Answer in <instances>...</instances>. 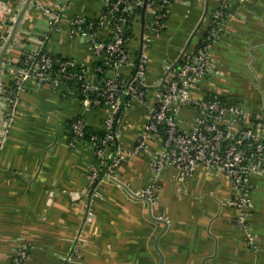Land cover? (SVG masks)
I'll use <instances>...</instances> for the list:
<instances>
[{"label":"crops","instance_id":"crops-1","mask_svg":"<svg viewBox=\"0 0 264 264\" xmlns=\"http://www.w3.org/2000/svg\"><path fill=\"white\" fill-rule=\"evenodd\" d=\"M0 1L14 8L21 2ZM171 1L166 29L149 51L151 85L163 79L185 49H197L211 13L220 6V0ZM57 4L65 5L63 31L47 40V51L81 67L97 64L89 42L71 38L68 29L75 18H100L103 0H32L5 57L17 63L24 43L40 42L46 31L44 9ZM218 35L212 63L190 92L192 100L215 99L264 115V0H230ZM80 115L97 130L104 112L85 111L77 98L49 85H27L17 120L0 148V264H13L21 245L28 247L26 264H58L79 242L82 264H264V179L249 183L247 230L238 227L240 211L230 205L231 180L205 166L187 178L167 169L150 207L138 195L153 182L151 158L130 156L149 112L135 107L116 124L124 159L115 180L105 179L92 195L87 172L96 162L94 151L86 145L70 147L67 141L68 123ZM200 116L197 108L183 107L180 129ZM89 210L93 219L87 222Z\"/></svg>","mask_w":264,"mask_h":264},{"label":"built area","instance_id":"built-area-1","mask_svg":"<svg viewBox=\"0 0 264 264\" xmlns=\"http://www.w3.org/2000/svg\"><path fill=\"white\" fill-rule=\"evenodd\" d=\"M23 1L15 8L0 1V56ZM229 1L220 0V6L211 13V28L204 30L197 49L181 54L179 63L168 66L163 79L153 85L147 76L149 51L166 29L171 0H103L104 12L100 18L73 19L68 35L89 42L90 51L98 58L97 64L90 67L49 54L46 43L63 31L65 5L44 9L45 35L35 46L23 44L18 61L21 65L7 57L1 61L0 148L17 120L22 96L30 82L49 85L77 98L85 111L102 110L104 115L97 130L90 128L80 115L70 121L67 137L70 147L86 145L94 151L96 162L87 172L93 195L105 179L115 180L116 169L124 159L116 136L119 117L135 107H146L149 121L130 156L139 153L150 156L153 182L138 197L153 206L158 180L167 169L175 168L181 177L187 178L198 166H205L231 180L234 197L230 205L240 211L238 227L247 230L246 210L251 205L249 183L264 179V115H252L218 100L196 102L190 94L212 63L211 52L223 30ZM186 106L197 108L202 116L196 117L186 132L181 133L173 114L179 115ZM89 128L103 137L87 139ZM92 219L89 210L86 221ZM80 247L79 242L58 264H82ZM27 257L28 247L21 245L13 264H26Z\"/></svg>","mask_w":264,"mask_h":264},{"label":"water","instance_id":"water-1","mask_svg":"<svg viewBox=\"0 0 264 264\" xmlns=\"http://www.w3.org/2000/svg\"><path fill=\"white\" fill-rule=\"evenodd\" d=\"M32 0H27L26 2V5L24 7V9L22 10V12L17 16L16 18V21H15V24H14V27H13V31H12V34L8 40V42L6 43L5 47H4V50L2 51L1 53V56H0V65H1V61L3 60V58L5 57V55L7 54V50L8 48L10 47L11 43L13 42L16 34H17V31H18V28H19V25H20V22L22 20V17L23 15L25 14V12L27 11V9L29 8V5L31 4ZM200 27V26H199ZM199 29V28H198ZM197 29V31H198ZM188 49V48H187ZM187 49H185L183 52H182V55L187 52ZM181 55V57H182ZM180 60V59H179ZM179 63V61L177 62ZM0 126H1V120H0ZM144 200V199H143ZM149 206L151 207V204L148 203Z\"/></svg>","mask_w":264,"mask_h":264},{"label":"trees","instance_id":"trees-1","mask_svg":"<svg viewBox=\"0 0 264 264\" xmlns=\"http://www.w3.org/2000/svg\"><path fill=\"white\" fill-rule=\"evenodd\" d=\"M208 28H211V26H209ZM129 36V32H127V37ZM54 58H62V57H54ZM14 64H16L17 66H20L21 65V63L20 62H17V63H14ZM80 70V69H79ZM209 101H216L215 99H213V100H209ZM173 116H174V118L177 120V122H178V115H176V114H173ZM77 118V117H76ZM76 118H74V119H76ZM72 123L71 122H69L68 123V128H70V125H71ZM178 125H179V122H178ZM160 132H162V136H164V132L161 130ZM179 132H181V133H183V132H186L185 130H181L180 129V125H179ZM86 137H87V139H90L91 137H93V136H96V137H99V138H102L103 137V134H100V133H97L96 131H94V130H92V129H86ZM165 137V136H164ZM97 145H100L99 143L97 144Z\"/></svg>","mask_w":264,"mask_h":264}]
</instances>
